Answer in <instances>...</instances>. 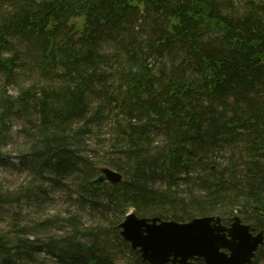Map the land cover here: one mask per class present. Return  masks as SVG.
Returning a JSON list of instances; mask_svg holds the SVG:
<instances>
[{"label": "trees", "instance_id": "trees-1", "mask_svg": "<svg viewBox=\"0 0 264 264\" xmlns=\"http://www.w3.org/2000/svg\"><path fill=\"white\" fill-rule=\"evenodd\" d=\"M13 122L18 166L54 187L77 177L80 207L112 225L41 244L5 236L4 264H149L120 235L129 209L226 226L238 215L262 232L264 0H0V167ZM106 127L103 158L125 180L97 187L84 152Z\"/></svg>", "mask_w": 264, "mask_h": 264}, {"label": "rangeland", "instance_id": "rangeland-1", "mask_svg": "<svg viewBox=\"0 0 264 264\" xmlns=\"http://www.w3.org/2000/svg\"><path fill=\"white\" fill-rule=\"evenodd\" d=\"M238 1L259 3L263 0ZM9 92H14V89ZM12 125L14 127L10 132L11 139L2 151L8 164L0 167V239L4 240L7 236L10 239L31 242L36 240L41 244L49 240L59 241L77 229L80 233L108 229L112 225V216L95 213L89 207H80L78 196L74 193L77 177H70L59 187H54L50 182L39 181L18 166L17 158L27 144L23 135L18 132L20 124L13 122ZM110 132L111 129L106 127L97 137L88 140L84 154L95 164L97 170L108 168L115 171L103 158L110 153ZM99 176L100 172L95 175L93 181ZM108 184L110 185L105 182L102 186ZM127 212L129 214L135 211L129 209ZM125 217L121 218V223ZM116 255L118 260L122 261L124 255ZM32 258L33 261L29 264H55L53 259L44 253L33 255ZM0 264H4L1 259Z\"/></svg>", "mask_w": 264, "mask_h": 264}, {"label": "water", "instance_id": "water-1", "mask_svg": "<svg viewBox=\"0 0 264 264\" xmlns=\"http://www.w3.org/2000/svg\"><path fill=\"white\" fill-rule=\"evenodd\" d=\"M97 187L116 185L125 177L108 168L98 169ZM125 242L149 264H253L264 246V231L243 223L239 216L229 226L219 216L195 218L187 223L161 218H140L129 213L119 226Z\"/></svg>", "mask_w": 264, "mask_h": 264}]
</instances>
